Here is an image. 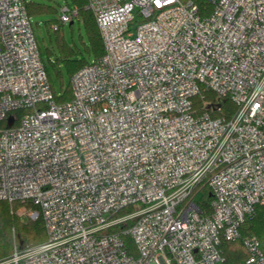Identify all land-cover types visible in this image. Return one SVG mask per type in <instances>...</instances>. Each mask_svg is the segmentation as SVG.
<instances>
[{"label":"built area","instance_id":"2783aa9c","mask_svg":"<svg viewBox=\"0 0 264 264\" xmlns=\"http://www.w3.org/2000/svg\"><path fill=\"white\" fill-rule=\"evenodd\" d=\"M213 3L202 18L192 1L88 0L105 53L57 103L26 1L0 0V200L31 202L19 214L47 231L0 264H224L222 239L264 204V0ZM203 89L233 117L198 113ZM243 241L264 264L261 241Z\"/></svg>","mask_w":264,"mask_h":264},{"label":"trees","instance_id":"16d2710c","mask_svg":"<svg viewBox=\"0 0 264 264\" xmlns=\"http://www.w3.org/2000/svg\"><path fill=\"white\" fill-rule=\"evenodd\" d=\"M28 15L32 18L35 15L55 14L58 13L56 6L33 0H25ZM182 2L192 1L198 8V15L202 18L209 16L214 9L213 0H181ZM67 4L78 9V13L75 17H78L79 21L83 24L87 37L89 52L93 55V59L101 58L105 53L104 42L97 24L96 17L91 9L87 7L88 0H66ZM75 19V18H74ZM74 20L71 22L73 23ZM51 24L56 34V44L59 48L60 54L56 55L53 59L52 52H50L49 59L52 65L57 70L60 68V64L63 63L69 75L72 77L80 68L88 64V60L85 57H80L79 49L75 45H71L64 38L61 29L63 22L61 19H52L47 21V24ZM90 54V55H91ZM48 76L55 93V101L57 103H64L73 98V90L70 85L67 88L61 90V93H57L52 76L49 72L47 65H45ZM61 73V70H59ZM194 108L198 113L209 111L214 117H222L230 119L237 111V105L229 97H219L216 92L212 90L203 89L201 93L194 97ZM40 107H46L47 104L41 103ZM220 107V109H217ZM31 111L28 109H21L13 111L16 119H19L26 112ZM17 120L14 125H17ZM202 196L199 201L201 208L206 213H210V192L207 185H204L201 190ZM26 205L29 208H37L31 202L14 201L10 203L7 200H0V259L10 256L15 246L19 248H26L39 244L47 239V231L42 215L37 219H31L29 217L24 218L19 214V209ZM133 207H127L118 212L119 215L124 214L126 209L129 211ZM128 211V212H129ZM127 213V212H126ZM132 224V221H126L115 227L114 230L122 232ZM242 237L235 241H229L222 239L220 248L224 255V264H248L247 259L249 253L244 244V238L249 236H256L262 243L264 248V204H258L256 206V212L254 215L245 219L241 226ZM125 242L127 251L133 256L138 255L136 244L133 238L129 234L121 233Z\"/></svg>","mask_w":264,"mask_h":264},{"label":"rangeland","instance_id":"374dc122","mask_svg":"<svg viewBox=\"0 0 264 264\" xmlns=\"http://www.w3.org/2000/svg\"><path fill=\"white\" fill-rule=\"evenodd\" d=\"M30 1V0H28ZM38 2H46L56 6L58 9V13L55 14H45V15H35L31 18V22L35 31V35L37 41L39 43L42 59L45 65H47L49 72L52 76L54 86L57 93H61V90L67 88L71 82V76L69 75L66 66L61 63L60 68L57 67V70L52 65L49 55L51 51L53 54V59L56 58V55L60 54L59 48L56 44V34L54 31V26L58 24H54L53 28L51 24H47V21L59 19L61 6H64L67 2L66 0H33ZM74 22L64 23L61 29V32L67 42L71 45H75L79 49L80 57H85L88 62L93 60V55L89 52V48H87L88 37L86 30L83 24L79 21L78 17H74ZM138 22L135 23V25ZM91 54V55H90ZM61 70V73H59ZM202 193H199L196 199H201ZM129 209H126L124 213L128 212ZM27 218L26 216H23ZM16 247V246H15Z\"/></svg>","mask_w":264,"mask_h":264},{"label":"water","instance_id":"95a60500","mask_svg":"<svg viewBox=\"0 0 264 264\" xmlns=\"http://www.w3.org/2000/svg\"><path fill=\"white\" fill-rule=\"evenodd\" d=\"M12 123H13V122H12V119L10 118V120H9V124L12 125Z\"/></svg>","mask_w":264,"mask_h":264}]
</instances>
